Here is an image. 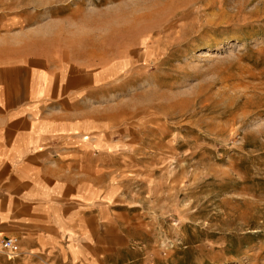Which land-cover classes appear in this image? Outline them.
<instances>
[{
    "label": "rangeland",
    "instance_id": "rangeland-1",
    "mask_svg": "<svg viewBox=\"0 0 264 264\" xmlns=\"http://www.w3.org/2000/svg\"><path fill=\"white\" fill-rule=\"evenodd\" d=\"M4 35L104 73L79 100L111 209L77 261L0 264H264V0H0Z\"/></svg>",
    "mask_w": 264,
    "mask_h": 264
},
{
    "label": "crops",
    "instance_id": "crops-1",
    "mask_svg": "<svg viewBox=\"0 0 264 264\" xmlns=\"http://www.w3.org/2000/svg\"><path fill=\"white\" fill-rule=\"evenodd\" d=\"M9 37L0 39V244L15 237L19 255L77 261L89 254L96 218L111 209L95 200L110 191L81 114L88 102L79 100L106 77L46 56L15 57Z\"/></svg>",
    "mask_w": 264,
    "mask_h": 264
},
{
    "label": "built area",
    "instance_id": "built-area-1",
    "mask_svg": "<svg viewBox=\"0 0 264 264\" xmlns=\"http://www.w3.org/2000/svg\"><path fill=\"white\" fill-rule=\"evenodd\" d=\"M0 249L9 257L15 258L20 254V244L15 237H6L0 244Z\"/></svg>",
    "mask_w": 264,
    "mask_h": 264
}]
</instances>
